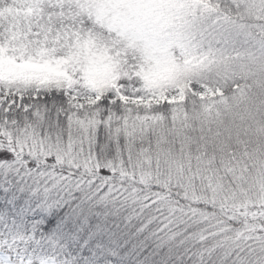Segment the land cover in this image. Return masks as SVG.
<instances>
[{"label": "snow or ice", "instance_id": "6c2138e0", "mask_svg": "<svg viewBox=\"0 0 264 264\" xmlns=\"http://www.w3.org/2000/svg\"><path fill=\"white\" fill-rule=\"evenodd\" d=\"M0 264H264V0H0Z\"/></svg>", "mask_w": 264, "mask_h": 264}]
</instances>
